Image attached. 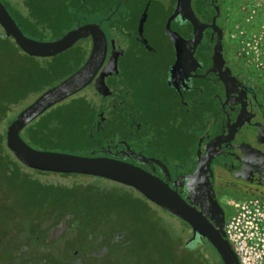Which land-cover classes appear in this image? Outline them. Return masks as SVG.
Returning a JSON list of instances; mask_svg holds the SVG:
<instances>
[{"label":"flooded vegetation","instance_id":"obj_1","mask_svg":"<svg viewBox=\"0 0 264 264\" xmlns=\"http://www.w3.org/2000/svg\"><path fill=\"white\" fill-rule=\"evenodd\" d=\"M57 1L66 17L81 15L70 31L97 25L107 42L101 67L79 92L95 98L82 99L95 113L86 135L94 157L139 167L186 202L196 192L208 196L224 224L231 202L264 200V77L227 39L225 0H191L203 30L181 13L169 22L178 0ZM91 50L89 36L65 52L71 60L86 54L79 70ZM8 229L0 227V264L86 263L80 247L66 250L63 263L37 234L8 236ZM108 239L116 249L125 238ZM107 257L99 247L87 264H107Z\"/></svg>","mask_w":264,"mask_h":264},{"label":"rangeland","instance_id":"obj_2","mask_svg":"<svg viewBox=\"0 0 264 264\" xmlns=\"http://www.w3.org/2000/svg\"><path fill=\"white\" fill-rule=\"evenodd\" d=\"M225 1L227 39L234 46L237 55L253 71L264 77V0ZM13 3L15 4L11 6L18 8L19 3ZM31 3L32 9L27 13L34 22L39 23L41 29L31 30V32L23 30V35L33 41H55L74 28L76 18L81 17V15L76 18L66 17V13L63 14L65 9L58 8L57 0H32ZM53 13L57 16L56 18ZM78 44L73 47L74 50ZM70 54L73 52H65L57 57L47 59L30 57L28 59L22 52L17 51L16 59H12L15 65L10 64V77L14 78L17 73H21L25 78L32 76L36 79L34 91L43 90L44 92L74 73L86 58V54L82 53L71 60ZM7 65L9 62H6V65L2 67V76L5 77L9 70ZM27 86L30 85L25 83V87ZM35 98L36 95L32 94L25 105L16 109L14 113L18 114ZM84 98L95 100L94 95L91 94L90 97L89 92L84 91L48 110L49 112L55 108L65 115L57 123L58 131L53 133L48 141L32 145L29 143L25 129L20 135L30 147L40 152L89 156L92 153H90V148L84 138L90 129L89 126L95 113L84 105L82 100ZM42 116L44 117L41 118ZM42 116L36 121L47 120V112ZM5 129L6 127H4V131ZM1 130L3 127H0ZM16 168L20 167L16 165ZM20 171L24 172L22 169ZM2 177L0 178V205L3 210L0 211V227H9L8 236L30 235L33 227H38L36 234L42 242L41 244L46 243L48 245L46 250L56 254V259L62 260L63 263L68 261L67 255L63 253L66 250L79 247L81 258L84 262L86 261L85 264H87V260H90L89 256L99 247L108 254L107 264H176L181 259L180 255H177L179 254L177 250L180 248L176 243H171L170 238L160 242L162 240H159L158 237H153L151 240L149 239L145 253H135L134 255L131 253L134 252L133 245H137L135 243L140 240L136 236L146 231L145 227L141 225V219L144 216L141 208H134L129 203L137 197L133 190L107 188L103 184L100 185L101 182L98 183L95 178L89 179L81 176L63 177L59 174L28 172L27 180L19 176L9 178L4 174ZM89 183L94 184L95 188L85 189V185ZM11 185L15 187L13 188ZM40 185H55L57 188L72 190L67 192L58 189H41ZM104 210L118 214L121 221L127 223L128 237L125 239L127 252L122 250L116 254L114 248L109 247L110 220L98 218V214L106 213ZM154 211L159 213L160 218L165 221V223L156 221L155 223L158 224L156 227L168 230L169 227L166 225L175 226L174 221L168 220L160 210ZM175 220L181 223L178 219L175 218ZM20 223L23 225L20 226ZM175 229L177 230L178 227ZM169 232L175 234L172 230ZM145 240L146 238H142L140 242L145 244ZM155 241L160 244L153 246ZM27 243L25 241L21 245H27ZM164 246H167L171 253L163 252ZM129 250L132 251L128 253Z\"/></svg>","mask_w":264,"mask_h":264},{"label":"water","instance_id":"obj_3","mask_svg":"<svg viewBox=\"0 0 264 264\" xmlns=\"http://www.w3.org/2000/svg\"><path fill=\"white\" fill-rule=\"evenodd\" d=\"M190 2L191 0H178L177 8L169 22L181 13L194 28L203 30L206 26L201 25L195 19ZM0 28L23 54L36 59L55 57L69 50L80 40L89 36L92 39V50L86 63L65 80L41 93L6 126V148L20 165L28 172L92 177L130 188L147 202L185 223L191 231L189 240L205 239L223 264H239L231 246L225 239L224 212L208 196L196 192L192 199L186 202L164 182L139 167L116 159L94 157L93 154L81 157L40 152L28 146L21 139V132L32 122L52 107L75 96L91 83L107 51L105 36L97 25L78 27L55 41H33L23 35L0 2ZM195 179V175L190 177L192 183ZM205 205L207 209H198L199 206Z\"/></svg>","mask_w":264,"mask_h":264},{"label":"trees","instance_id":"obj_4","mask_svg":"<svg viewBox=\"0 0 264 264\" xmlns=\"http://www.w3.org/2000/svg\"><path fill=\"white\" fill-rule=\"evenodd\" d=\"M14 1L16 3H19V6H18L19 8L12 7L10 5L9 0L5 2L0 0V2L4 4L5 7L7 8L9 7L8 13L12 17V19L14 20L18 28L20 29V31L23 33V30H26V31L28 30L31 32V30L41 29V26H39V23L34 22L27 13L28 10L32 9V6H31L32 0H14ZM17 51L21 52L19 48L14 44L12 39L6 37L2 29L0 28V127H3V130L0 131V178H3L2 174H4L6 177H9V178L19 176L23 178L24 180H27L28 171L14 159V157L11 155V153L6 148L4 127L10 124L11 121L16 117L17 114L14 113L16 109H19L22 105H25V102H27V99L32 94L36 95V98H37L41 93H43V90L34 91V84L36 82V79L33 78L32 76L30 78H25L21 73H17L14 76V78L10 77V71H11L10 64L12 66L15 65L12 59H16L15 53ZM27 58L30 59L31 57L29 58L27 56ZM6 62H9V65H7L9 67L7 77L2 76V67L6 65ZM25 83L30 86L25 87ZM62 113H63L62 111L58 112V110L54 108L49 112L47 111L46 121L44 122L40 120L34 121L27 128H25L29 143H31L32 145H39V144H42L48 141L51 135L53 133L55 134L58 131L59 128H58L57 123L60 122L62 117H65V115H62ZM44 116H42L41 118H43ZM20 137L25 142V140L22 138L21 135ZM84 140L86 142V136ZM25 143L28 146H30L27 142ZM16 165H18L20 168H16ZM20 169H22L24 172H21ZM34 173L47 174V173H41V172H34ZM60 176H63V177L72 176L73 177L76 175H60ZM81 177H84V176H81ZM85 178L94 179L92 177H85ZM95 180H98V183L101 182L100 185L103 184L107 188L115 187L116 189H120V190H125V188H127V187H124V186H121V185H118V184H115V183H112L106 180H102L98 178H95ZM93 185L94 184L89 183L88 185H85V187L84 186L82 187H84L85 189L95 188V186ZM11 187L14 188L15 186L11 185ZM40 188L41 189H52V190L58 189V190L67 191V192H70L69 190H72V189H65V188H57V186L55 185L54 186L40 185ZM127 189H130V188H127ZM136 194H137V197L135 199H132V201L129 203L134 208H137V209L141 208L142 212L144 213V216L141 219L142 221L141 225L145 227L146 231L141 235H138V236L135 235V236L140 238V240L142 238H146V240H145V244L140 242V240L136 242L135 244L137 245H133L134 252H131L132 250H129L128 253L131 252L133 255L135 253H139V254L145 253L146 246L149 244V239L151 240L153 237L155 238L158 237L159 240H162L160 242H163L164 240H167L168 238H170L169 241H171V243H176L177 246L180 248L179 250H177L179 252V254L177 255L178 256L180 255L181 259L178 260L176 264H222L218 254L215 252V250L210 246L208 242L198 241V240H195V241L189 240V238L191 237V231L185 223H183L180 220L179 221L181 223H178L177 220H175V217L164 212L163 210L159 209L153 204L147 202L138 193ZM42 206L46 207V205L44 204H42ZM154 210H157V211L160 210L161 214H163L168 220L174 221L175 226L172 227V226L166 225L167 227H169L168 230L165 228L156 227L158 225L157 223H155L156 221L163 222V223H165V221L162 220V218H160L159 216V213H156ZM104 211L106 212L104 213V215L98 214V213L97 214L99 215L98 218L110 220L111 233L109 235L120 234V235H123V237L126 239V237H128L127 223L122 222L118 214L110 212V210H104ZM177 227L178 229L176 230L175 228ZM35 230L36 228L33 227V231L31 233L32 235H36ZM169 230H172L176 235L170 233ZM125 239L121 241V246L119 248L114 249V253L117 254L118 252L122 250H124V252L126 251L125 249H126L127 243L125 242ZM160 242L155 241L153 243V246L159 245ZM112 245L114 244L112 243ZM163 252L171 253L167 246H164ZM160 255L162 256L161 253Z\"/></svg>","mask_w":264,"mask_h":264},{"label":"built area","instance_id":"obj_5","mask_svg":"<svg viewBox=\"0 0 264 264\" xmlns=\"http://www.w3.org/2000/svg\"><path fill=\"white\" fill-rule=\"evenodd\" d=\"M224 235L239 264H264V200L230 203Z\"/></svg>","mask_w":264,"mask_h":264}]
</instances>
